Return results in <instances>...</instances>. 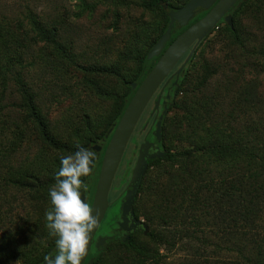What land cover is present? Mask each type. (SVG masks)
<instances>
[{
  "label": "rangeland",
  "instance_id": "374dc122",
  "mask_svg": "<svg viewBox=\"0 0 264 264\" xmlns=\"http://www.w3.org/2000/svg\"><path fill=\"white\" fill-rule=\"evenodd\" d=\"M164 1L175 7L187 2ZM144 4L145 0H0V42L9 41L12 31L19 29L14 37L22 38L24 48L16 68L33 97L39 120L29 116L30 109L8 77L11 71L7 74L4 69L7 77L0 84V143L7 146L0 144V264H47V253L56 254L55 237L46 227L45 213L52 208L49 190L61 167L60 158L77 151V142L92 151L94 146L101 147L94 151L97 159L92 180L85 181L89 186L84 192L86 203L91 204L99 159L115 128L111 121L127 92L125 82L136 83L139 60L167 23L165 11ZM236 12L235 32L241 44L220 21L199 43L178 80L161 93L162 100L166 94L169 99L157 111L165 119V141L161 144L160 140L158 157H163L166 149L174 153L207 144L218 135L226 138L229 130L222 131V127L228 123L264 120V0L246 1ZM175 24L172 34L182 27ZM158 93L140 117L112 181L106 213L111 222L103 221L97 232L109 241L89 252L83 264H93L96 258L97 264H136L138 260L120 243L115 222L120 220L121 202L139 146L156 116ZM252 102L257 112L250 111L248 104ZM214 166V160L207 157L190 168L197 176L198 169L212 170ZM156 172L151 168L147 179L144 174L143 191L136 193L133 202L139 215L134 222L143 229L133 235L135 243L158 257V264H207L186 252L187 244L195 246L197 242L190 241L184 232L171 251L147 236L151 229L163 230L160 217L164 215L175 219L173 225L178 230L188 229L192 214L185 213L187 203L185 207L174 203L181 201L187 184L179 177L176 165L172 170L162 168L159 178L154 177ZM13 180L26 187L13 186ZM188 183L194 191L195 179ZM218 232L217 237H207L209 249L225 260H234L227 237Z\"/></svg>",
  "mask_w": 264,
  "mask_h": 264
},
{
  "label": "trees",
  "instance_id": "16d2710c",
  "mask_svg": "<svg viewBox=\"0 0 264 264\" xmlns=\"http://www.w3.org/2000/svg\"><path fill=\"white\" fill-rule=\"evenodd\" d=\"M246 1L249 0H240L230 12L233 28L231 29L226 24V30L237 44H241V41L235 32L234 17L235 13H237V6L239 4L243 5ZM162 5H166L167 10ZM144 6L149 9L160 8L165 11L167 23L164 26L163 33L169 20L168 12L180 8L164 0H145ZM202 15L197 14L190 23L195 22ZM18 30L12 31L9 41L0 42V48L4 50L3 52L0 50V84L5 83L8 71H11L8 77L13 82L17 93L20 94V98L23 99L30 109L29 116L39 122L33 97L26 89L21 72L16 68L19 65L22 48H24L22 38L14 37L15 32ZM160 36L150 44L148 51ZM175 36L176 34L171 36L170 42L176 38ZM148 51L139 60L140 65L134 80L137 86L140 85L159 58L155 57L148 60ZM4 69L7 70V74ZM130 83L132 82H125L127 92L120 98L118 109L111 121L115 123V126L134 94ZM248 105H250V111L253 113L257 112L256 103L252 102ZM233 111L236 112L235 109ZM164 120L163 118L161 122V144L165 141ZM228 126H230L229 123L222 127V131L227 128L229 130L226 138L218 135L207 144L174 153L166 149L163 157H154L148 160L144 179L151 168H156L157 172L154 177L159 178L162 168L172 170L176 165L179 177L184 179L187 184L183 188L185 195L181 201L175 200L174 203L179 204V207H185L184 205L187 203L185 213L191 212L192 214L188 229L178 230L173 225L175 219L172 216L164 215L160 217V221L165 225L163 230L151 229L147 232V236L154 244L162 245L167 251H171L177 246L179 241L181 242V234L184 232V236L188 237L190 241L197 242L195 246L187 244L185 246L186 252L207 264H264V120L252 118L246 122L240 123L237 121L234 125ZM0 144L3 148L7 146L2 142ZM207 157L214 160L216 163L215 168L213 167L212 170H210L211 168H200L197 170V176H195L190 166ZM101 158L99 159V168ZM87 179L92 180L90 177H85L84 181ZM189 179H195L194 191L190 190L192 186L188 183ZM11 184L20 188L26 187L22 182L19 183L15 180ZM142 191L143 186L140 185L137 193L139 194ZM224 203H227V209L224 208ZM179 207L176 210H179ZM173 208L175 210V205ZM133 213L134 218L138 219L139 215L136 208H134ZM106 217L103 220L104 223L111 222V216ZM103 221L102 224L104 226ZM218 231L223 232L227 237L226 240L231 245L230 250L235 253L231 258L234 257V260L236 259L238 263L231 259L225 260L215 255L214 250L209 249L210 244L207 237L210 234L217 237ZM177 237L178 241L176 240ZM121 244L133 252L138 259L136 264H146L149 261H153L155 264L159 263V258L138 246L133 236L127 243ZM54 245L56 246V244ZM214 246L213 248L218 247L217 245ZM47 255H50V253H47ZM98 261L99 258H96L93 264H97ZM39 263L35 261L29 264Z\"/></svg>",
  "mask_w": 264,
  "mask_h": 264
},
{
  "label": "water",
  "instance_id": "95a60500",
  "mask_svg": "<svg viewBox=\"0 0 264 264\" xmlns=\"http://www.w3.org/2000/svg\"><path fill=\"white\" fill-rule=\"evenodd\" d=\"M239 1L240 0H188L179 9L170 10L168 12L169 20L164 33L147 53L148 60L155 57L159 58L139 86H137L136 83H130V87L134 90V94L128 102L103 150L97 182L90 204L94 210V215L98 218V226L91 234L89 252L94 242L96 232L104 220L110 205L108 197L112 181L144 110L157 91H159L154 105V113L157 115L164 86L173 77L177 80L181 71L192 58L199 43L217 28V24L220 21L223 20L231 29L233 28L230 11ZM162 7L164 9L167 8L166 5H162ZM200 10L207 11V13L191 24L167 45L171 40L174 24L177 23L182 27L186 26L192 21L196 12ZM184 55H186V57L182 64L175 72H172ZM166 97L168 98V95ZM155 118L156 117H154V120ZM161 121L162 116H159L154 131L155 140L158 142L161 140ZM150 147L151 144L146 141V139H144L143 143L139 146L135 165L120 206V220L117 224V228L120 231H129V229L126 228L127 223L130 218H132L133 221L135 220L133 202L146 172L147 161L161 154V152L149 154L148 150ZM100 149V146L93 147L95 152H99ZM82 200L86 203V196L84 193L82 195ZM139 223L142 222L139 221ZM105 241V237H98L95 241V247L98 248L102 246Z\"/></svg>",
  "mask_w": 264,
  "mask_h": 264
},
{
  "label": "clouds",
  "instance_id": "9594fccd",
  "mask_svg": "<svg viewBox=\"0 0 264 264\" xmlns=\"http://www.w3.org/2000/svg\"><path fill=\"white\" fill-rule=\"evenodd\" d=\"M77 151L60 158L55 183L49 190L52 208L47 210L46 227L55 237L56 254L44 257L47 264H83L89 254L91 234L98 226L92 207L82 200L96 167V153L77 142Z\"/></svg>",
  "mask_w": 264,
  "mask_h": 264
},
{
  "label": "flooded vegetation",
  "instance_id": "af4514ba",
  "mask_svg": "<svg viewBox=\"0 0 264 264\" xmlns=\"http://www.w3.org/2000/svg\"><path fill=\"white\" fill-rule=\"evenodd\" d=\"M207 13V11H203V10H200V11H197L196 12V14H195V16H194V18L196 17V15L197 14H203L200 18H202L205 14ZM193 18V19H194ZM199 18V19H200ZM192 19V20H193ZM199 19H197V20H199ZM196 20V21H197ZM195 21V22H196ZM191 22V21H190ZM188 23L186 26H184V27H181V28H179L178 29V31H175V32H173V34L172 35H175L176 34V36L175 37H177V35H179L180 33H182L186 28H188L191 24H193V23ZM176 24H174V30L176 29V26H175ZM173 30V31H174ZM181 31V32H180ZM179 32V33H178ZM178 33V34H177ZM170 42V41H169ZM167 43V45L168 44H170V43ZM179 68V67H178ZM175 69V68H174ZM177 70V69H176ZM173 72V71H172ZM174 72H175V70H174ZM182 72V71H181ZM180 75V74H179ZM177 80H178V78H177ZM173 81V82H172ZM176 81V78L175 77H173L165 86H164V89H163V91L165 90V88L167 87V86H169L170 85V83H171V85L169 86V88H171V86H172V84H174V82ZM168 88V89H169ZM162 91V92H163ZM168 94H166L165 95V99L164 100H160V104L159 105H161L163 108H164V106L166 105V101L169 99V95H168V98L166 97ZM157 98V97H156ZM156 101V100H155ZM154 105H155V102H154ZM154 114H156V113H154ZM156 118H155V120L153 119L152 120V122H151V128L149 127L148 128V131L146 132V135H145V139H146V141H148L150 144H151V147L149 148V150H148V153L149 154H156L158 151H159V144H160V141L158 142V141H156L155 140V137H154V131H155V126H156V122L158 121V118H159V112H157V115L155 116ZM162 122V121H161ZM109 209V208H108ZM108 211V210H107ZM107 213V212H106ZM105 216H106V214H105ZM136 219V218H135ZM118 222L119 221H116L115 222V224H118ZM100 227V226H99ZM126 228L127 229H129V231H120V230H118V228H115V230H116V235H120V237H121V240H120V243H127L129 240H130V238L135 234V233H137V232H142V228H141V226L138 224H135V222L132 220V218H130V220H129V222L127 223V225H126ZM98 232V231H97ZM97 232H96V235H95V237H94V242H93V244H92V247H91V250H90V252H92L96 247H95V241H96V239L98 238V237H101L99 234H97ZM119 237V238H120ZM106 238V241H105V243H107L108 241H109V237H105ZM115 239H118L116 236H115ZM104 243V244H105ZM103 246V245H102ZM98 248H100V247H98Z\"/></svg>",
  "mask_w": 264,
  "mask_h": 264
}]
</instances>
